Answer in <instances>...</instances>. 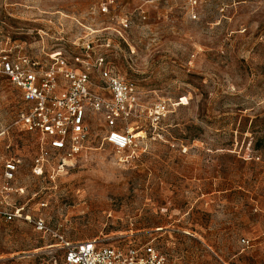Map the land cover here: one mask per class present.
<instances>
[{
  "label": "rangeland",
  "instance_id": "374dc122",
  "mask_svg": "<svg viewBox=\"0 0 264 264\" xmlns=\"http://www.w3.org/2000/svg\"><path fill=\"white\" fill-rule=\"evenodd\" d=\"M88 39L110 41L101 51L141 93L119 122L135 152L120 162L94 113L75 161L61 169L55 153L33 175L37 134L16 124L25 105L0 74V172L21 161L0 208L31 218L0 219V264H51L62 240L87 239L151 243L172 264H264V0H0V49L72 62Z\"/></svg>",
  "mask_w": 264,
  "mask_h": 264
},
{
  "label": "built area",
  "instance_id": "2783aa9c",
  "mask_svg": "<svg viewBox=\"0 0 264 264\" xmlns=\"http://www.w3.org/2000/svg\"><path fill=\"white\" fill-rule=\"evenodd\" d=\"M109 45V40L102 45L85 40L80 44L81 54L72 62L61 53L46 54L48 61L41 62L22 52L16 44L0 49V74L21 92L25 102L16 124L37 134L38 151L31 164L33 175L41 176L55 153L61 155V169L75 161L88 140L89 117L94 113L103 115L108 129L103 140L112 147L120 162H127L135 152L133 147L139 133L119 122L128 123L134 114L143 111L141 93L131 79L119 76L109 64L101 51V47ZM93 77L100 86L94 84ZM166 110L165 101L147 109L154 120L164 116ZM5 132L3 130L1 135ZM20 163V159L14 157L3 160L0 196L6 197L17 190L14 183ZM17 218L31 221L29 215L22 216L17 209L0 208L2 221ZM33 224L38 231L46 228L41 218ZM240 242L250 245L247 238H241ZM62 249L61 256L53 257L51 264H172L151 243L119 247L97 239L62 240Z\"/></svg>",
  "mask_w": 264,
  "mask_h": 264
},
{
  "label": "crops",
  "instance_id": "0c3cea01",
  "mask_svg": "<svg viewBox=\"0 0 264 264\" xmlns=\"http://www.w3.org/2000/svg\"><path fill=\"white\" fill-rule=\"evenodd\" d=\"M20 92V91H19ZM20 94H21V92H20ZM21 98H22V95H21ZM22 100H23V98H22ZM23 102H24V100H23ZM24 105H25V102H24ZM22 111V110H21ZM6 133H4L3 135H5ZM1 136V137H3L4 138V136ZM5 139V138H4Z\"/></svg>",
  "mask_w": 264,
  "mask_h": 264
}]
</instances>
